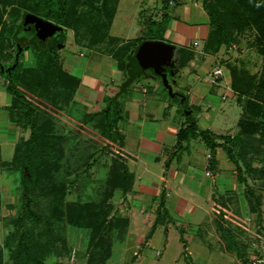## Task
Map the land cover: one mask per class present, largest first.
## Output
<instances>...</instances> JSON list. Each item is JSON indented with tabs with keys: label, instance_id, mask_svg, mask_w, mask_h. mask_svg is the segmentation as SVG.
Returning a JSON list of instances; mask_svg holds the SVG:
<instances>
[{
	"label": "rangeland",
	"instance_id": "rangeland-1",
	"mask_svg": "<svg viewBox=\"0 0 264 264\" xmlns=\"http://www.w3.org/2000/svg\"><path fill=\"white\" fill-rule=\"evenodd\" d=\"M162 1L163 0H72L68 8L69 11L66 22L59 23L53 19H49L62 26V29L55 32L51 38L53 37L55 40H59L58 46L61 45L62 47L61 51L58 49L60 54L64 49L71 54L69 60L75 64L73 71L74 74H80V72L83 71L84 65L87 63L86 73L89 76V79L88 77H85L83 81L85 85L91 86V83L96 82L98 78H105L106 80L107 77L112 76L111 72L116 66L117 61L112 58L111 55L117 51L116 49L121 44L128 40L133 41L140 39L144 37V34L147 36L149 35L148 20H150V17L156 19L161 18L164 9H162ZM202 1L203 0H179L176 3L175 0L172 3H169L167 10L172 17L186 21L185 6L189 5L193 7L194 11L197 9L199 10L201 9ZM17 2V0H0V19L2 21L10 19L12 8L19 6ZM113 9L115 10L114 17H112L111 14ZM23 12V16H25L26 13L31 11L24 8ZM225 13L226 12H223L222 14L225 15ZM23 16L21 18V23L20 21L18 23V29L23 28ZM196 19H190L188 22H195ZM31 25L33 27H30L34 29L35 24ZM35 30L37 29L35 28ZM33 31L34 30L31 32L26 31L25 33L30 34ZM103 36L105 37L103 38ZM161 37L162 33L159 32L157 33V38L153 40H159ZM247 37L250 38L251 36L249 35ZM168 41L171 42V40ZM77 43L78 45H76ZM79 43L90 44L94 47L82 48L79 46ZM15 47L19 48V45L16 43L9 49L11 57L5 62L4 67L11 65L14 62L13 57L15 55L16 58L18 51V48ZM30 49L32 55H28V57L27 55L22 56V59H24L23 61H27L28 64H30V61L31 64L36 62L33 58V55H36L34 51L35 48L32 47ZM82 50L84 56H80ZM212 59V57L207 58V63H205L206 67L214 63ZM239 61L243 64L241 60ZM8 69L10 72L11 70H14V67H9ZM202 74L203 73L200 71L201 76ZM195 76L196 74L189 69V72L187 74L185 73L184 78L182 77L184 85H195L198 82ZM261 76H263V74L258 78H256V74L248 75V80H252L249 89L257 96L253 93L246 96L258 99L259 95H261V92L258 91L257 88L259 83L256 85L254 81L258 82L261 79ZM244 77L246 78V76ZM178 78L181 79L180 76ZM158 80L159 82L162 81L159 77L154 76L150 70H147L145 76L142 75L140 77L139 82L136 80L132 83V86H129L128 88L131 90L135 86L151 88L152 85H154L153 83H156V81L158 82ZM7 82V77L0 73V247L4 248V255L2 254V257H4L5 262L10 260L9 256L12 254V248L16 245L18 239H20V237L17 236V232L10 234V231L13 230V225L10 223L14 220L21 201L22 180L21 170L18 168L22 166L21 163L24 161V158L19 155V158L16 161L14 160V155L16 146L19 145L22 140L29 139L30 137V127L24 126L22 121L18 119V116H10V112L7 111L8 107L5 106L4 102L5 100L7 102L8 99L11 98L9 95L10 93L6 92V90L4 91ZM206 86L212 93L210 94V99L216 102L217 105L222 104L223 106V109L215 113L216 115L212 125L215 129L224 128L226 130H232V132L235 131V125L237 124L242 111L241 105L235 99H228L226 101L222 100V96L226 91L224 85L220 88L209 84ZM43 90L45 91V89ZM69 90L70 92L66 96V100H64L67 102L72 95H75L76 86L69 88ZM38 91L41 90L39 89ZM38 91L35 92L31 89L30 91L28 90L29 94H33L34 97L36 96L37 101H39L38 107L42 110L49 109L47 112H51L49 114L50 116L44 112V116L42 115L40 118H45L48 122L50 119L49 117L53 116L51 117L53 125L50 123L48 128V124L44 120V126L46 129L42 131L45 133L61 135L64 138L60 144V149H58V142L56 143L55 140H53L55 143L52 150L43 147V152H38L39 156L38 160H36L35 168L40 175L42 181L41 185L47 188L48 192L47 196H45V201H42V198H36L38 206L37 208L34 206V208L39 213H46L45 215L48 216L47 200L49 201V198L54 197V192L60 195L63 190L65 194L64 201H99L102 199L101 196L103 192L101 193V191L105 187L106 178L110 174L109 171L112 157L118 158L119 153H116V149L113 146L111 147L107 138L102 134L101 129L97 126V119L92 118L94 114H90L89 117H86L88 118L87 120L83 116L80 117L78 115V113L84 110L80 102L72 103L66 110L67 112L64 113L63 109H66V105H63L61 108L49 106L51 105L50 93L47 94L44 91H41L37 94ZM63 93H65V91H63ZM199 93L197 92V94ZM110 96L112 97V95ZM259 100L261 101L262 99ZM204 101L205 99L203 102ZM67 102H64L63 104H66ZM105 103L107 104L106 101ZM175 103L177 106L179 105L177 101H175ZM260 103H263L264 106L263 100ZM121 104H123V100H121ZM112 105L114 108L115 101H113ZM93 107H97L96 102ZM214 110L215 107L210 108L208 111L206 110V107H204L203 112L198 113V109L195 107L191 116L196 120V114H203L211 119L212 115H210L209 111L214 112ZM112 112L113 110H111L110 115H113ZM78 116L82 118L83 121L86 120L87 122L79 124L81 119H76L79 118ZM184 119H187L186 115H184ZM259 126L256 128L258 138L248 137L253 143L247 145L248 149L245 151L247 156L239 159L241 163L240 165L244 168L243 171L247 174L246 176L251 183L253 196L256 202H254V207H252V209L249 208V210H247V202L244 203L243 206H239L238 203H235L232 207L230 203H228V208L230 210L232 208L233 211L232 213L227 211V216L225 217H228L230 221L229 226L224 228L226 237L228 236L229 239L218 238V235L214 236V233L208 235V223L195 228L193 227L190 231L182 230L181 227L175 226L171 223L166 224L168 229L164 230L163 227H160L155 232L152 241L151 238L147 243H144L142 240L146 252H149L152 255H154L157 250L162 252L160 259L152 256L147 264H238L236 258L239 259L240 264H253V261H257V259H264V203H261L264 202V132H262L263 134L260 132L264 127ZM118 133L120 132L118 131ZM95 150V158L91 156L89 157V161L93 163L87 166L89 171L83 170V167L88 163H85L88 154ZM21 151L25 152L23 146ZM62 151H64V154ZM58 157L62 158L58 160ZM39 190L38 186L37 193L35 194L36 197H39ZM121 191H123L122 188H116V191L114 190L109 200L112 205L114 200L117 201V206L119 204L117 209L115 208L116 205H113L114 209H112V212L114 215L112 214L111 216L114 218H117L116 213L118 215L120 214L119 208L120 210H124L125 204L121 199L122 197L117 196L114 198L115 194L121 193ZM49 192L52 193L50 194ZM96 205L98 206L99 203ZM132 205L134 206L133 215L137 216L138 207L135 203ZM258 207L259 209L262 207V210L256 211ZM95 209L96 208H92V211ZM247 213L252 222L245 220V215H247ZM92 214H96V212H92ZM46 216L44 217L47 218ZM256 217H258L256 221L257 224L255 227L253 226L250 228L249 234L246 232H244L243 236L241 233L239 234L240 230L245 231L248 225L254 224ZM107 219L111 220L109 217ZM46 220L47 219H42L41 222H36L34 219L27 217L24 221L25 228L33 229L31 233L35 234L34 238L37 237L38 239L39 235L47 242L49 241L50 226L48 225V228L44 225V221ZM136 228L137 226L134 227L132 233H130L129 238L127 239L124 236L121 237L120 235H116V232L112 233L111 259L116 263L133 264L130 257L132 256L135 246L140 245V243L137 242V237L140 236V239H144L140 234L133 232L136 231ZM104 233L107 235L109 232L107 233V231H105ZM236 234L239 235L236 236ZM230 239L234 245L231 244L232 246L229 248L230 244L227 241ZM56 240L57 247H59L58 251H64L63 249L65 245H62L63 242L66 243V247L69 249L70 247H75L73 250L74 256L71 255L70 261L76 264L75 260H77V263L79 264L82 255H78L76 259V249L80 247V245H87V229L68 225L64 236H59ZM51 242L52 240L49 243ZM225 242L228 244H225ZM239 243H243L244 247H247V249L245 250L244 248H241ZM239 249L242 250L238 252ZM53 253H55V251ZM65 253L66 252L61 253L60 255L62 258L60 263L64 262ZM48 255L49 256L44 258L46 264L51 263L52 257H58V255L55 254ZM5 262L2 264H5ZM93 264L98 263L93 262ZM257 264H264V260Z\"/></svg>",
	"mask_w": 264,
	"mask_h": 264
},
{
	"label": "crops",
	"instance_id": "crops-1",
	"mask_svg": "<svg viewBox=\"0 0 264 264\" xmlns=\"http://www.w3.org/2000/svg\"><path fill=\"white\" fill-rule=\"evenodd\" d=\"M185 8L186 21L171 16L161 37L162 40L167 42L171 40L169 43L175 45L176 54L174 53L172 58L175 59V64L174 66H168L166 71L168 72L167 77L173 87V91L184 96L183 102H181V97L172 96L168 88L159 80L153 83L154 85L151 88L145 86H135L132 90L128 88L136 80L139 82L140 77L142 75L145 76L147 70H150L154 76L158 77L152 67L139 69L140 72L136 78L123 89V82L133 72L132 66H135L136 51L145 40L140 43L135 41L129 53L119 55V49L127 41L121 44L116 49L117 51L111 55L117 61L111 72L112 76L107 77L106 80L105 78H98L96 82L91 83V86L85 85L83 81L85 77L89 79L86 73L87 63L80 74H74L75 64L69 60L71 54L64 48L60 54L62 47L61 45L57 46V60L62 65L64 72L66 75L74 76L78 79L75 95H72L68 102L65 101L67 103L63 104L66 105V109H63L64 113L67 112L66 110L72 103L80 102L84 110L78 115L84 118L89 117L90 114L98 113L106 107L105 101L107 102V97L117 95L119 106L122 110L117 123V131L121 135L118 137L121 140L116 137L117 140L108 142L111 147L113 146L116 149V153H119L121 160L127 165L128 171L132 176L130 177L128 190L116 193L114 198L121 196L125 204L124 210L119 208L120 215L122 214L129 221L124 237L126 239L129 238L130 233L137 226L136 231L133 232L140 234L144 238L140 239V236L137 237V242L140 245L135 246L130 257L133 264H147L152 256L161 258L162 252L160 250H157L152 255L144 250V244L142 243V240L147 243L150 238L152 241L155 232L160 227L167 230L166 224L171 223L181 227L182 230L190 231L193 227L208 223V235L214 233V236L218 235V238L229 239L228 236L226 237L224 228L229 226L230 221L228 217H225L227 216V211L229 213L233 211L232 208L231 210L228 208V203L232 207L235 203L243 206L247 202L248 206H245L249 210V208L252 209L254 207V202H256L251 183L246 176L247 174L243 171L244 168L240 165V160L238 159V164L241 169L238 170L237 163L228 152L222 146L212 148L204 140L200 131L207 130L210 140L219 143L225 141L222 138L225 135H230L231 137L239 135L241 122L244 119L243 101L249 96L235 88L234 84L238 80H236L233 69L235 68L237 72H240L239 74L242 75L244 80H248V75L256 74L258 78L264 72V43L259 42L255 38L254 25H248L245 28L242 24V31L235 32L234 40L229 43H223L218 48L215 46L208 47L212 27L204 10L203 1L199 10L194 11V8L189 5L185 6ZM190 19H196V21L190 23L188 22ZM26 25H22L24 29H19V36L36 37L37 30H34L30 35L25 33L28 30ZM249 35L251 36L250 38L247 37ZM17 44L21 48L19 61L22 62L23 67H33L36 62L32 63V65L31 61L28 64L27 61L25 62L22 59L23 55H27V57L32 55L31 49L25 48L20 43ZM79 46L82 48L94 47L84 43H79ZM178 48L192 53V55H185L188 59L184 63L179 62L182 53H179ZM80 56H84L83 50L80 52ZM208 57H212L214 63L206 67L205 63H207ZM33 58L36 61L35 55H33ZM2 66L4 67V65ZM215 66H221L224 70V75L219 83H210L207 81L206 76ZM189 69L196 74L195 78L198 82L195 85L186 86L182 77L184 78L185 73L187 74ZM200 71L203 73L202 76ZM179 76L181 79L178 78ZM159 79L161 80V77ZM244 80H241V82L243 81L241 84L245 83ZM207 84L217 86V88L224 85L226 91L222 96V100L235 99L241 105L242 111L235 125V131L232 132V130L224 128L215 129L212 125L215 113L223 109V106L222 104L217 105L216 102L210 99V94L212 93L207 88ZM5 90L8 92L6 88H4ZM197 92L200 93L197 94ZM204 99L205 101L203 102ZM121 100H123V104H121ZM175 101L178 102V106ZM95 102L97 103L96 108L93 107ZM4 103L8 107L11 103V98L7 102L5 100ZM186 106L188 107L187 111L182 110ZM195 107H197L198 113L203 112L204 107H206L207 111L213 107H215V110L214 112L209 111L210 115H212L211 119L203 114H196L197 132H190L188 137L179 138V130L188 123L187 119H184V115L187 116L190 113L192 115ZM80 117L76 118L81 119L79 124L87 122L88 118L83 121ZM255 121L258 123L261 118H255ZM242 149L244 147L239 146V150ZM207 171H210L209 175L206 174ZM133 203L138 207L137 216L133 215ZM261 203L263 204L264 202ZM113 205H116V209L119 206V204L117 206V201L115 200ZM259 210H262V207L260 209L258 207L256 211ZM245 216L246 221L252 222L248 213ZM257 218L254 224L248 225L245 231L240 230L239 234L241 233L242 236L244 232L249 234L250 228L256 226ZM156 219H159V222L154 226ZM239 234H236V236ZM227 242L230 244L229 248L234 245L231 239ZM239 245L241 248L247 249L243 243H239ZM74 248H68L64 254L65 259L63 263L61 262L62 264H74L70 261L71 255L74 256ZM111 250L112 246H110V253L106 256V259L101 263L97 261V263L118 264L111 259ZM240 250L242 249H239L238 252ZM88 253L89 247L86 244L80 245L76 249V259L78 255H82L79 264H88ZM238 256L240 257L239 254ZM61 259L60 256L52 257L50 264H61ZM236 259L238 264H240L239 259ZM75 262L78 264L77 260Z\"/></svg>",
	"mask_w": 264,
	"mask_h": 264
},
{
	"label": "trees",
	"instance_id": "trees-1",
	"mask_svg": "<svg viewBox=\"0 0 264 264\" xmlns=\"http://www.w3.org/2000/svg\"><path fill=\"white\" fill-rule=\"evenodd\" d=\"M17 1L19 6L12 8L10 19L6 21H2L0 19V73L6 76L8 80L6 89L11 95V103L8 106L10 116H18V119L22 121L24 126L30 127V137L29 139L22 140L24 142L21 141L19 145L16 146L14 155V160L16 161L18 160L19 155L24 158V161L22 162L23 164L21 163L22 166L18 168L21 170L22 180V192L20 195L21 201L16 211V216L10 223L13 225V230L10 231V234L17 232V236L20 237V239H18L16 245L13 246L11 251L12 254L9 256L10 260L7 262H5L4 257H2L4 255V248L0 247V264L4 262L5 264H46L44 258L49 256L48 254L60 256L61 253L67 252L68 247H66V243L64 242L62 243V245H65L63 249L64 251H58L59 247H57L56 238L62 235L64 236L68 225H74L87 229V245L89 247L88 264H93V262L97 261L101 263L110 253L109 251L113 238L112 233L116 232V235H120L122 237L127 231L129 224L128 218L120 214L118 215L117 213V218L111 216L113 214L112 209H114V207L109 200L116 188L120 187L124 192L128 190L132 174L128 171L127 165L123 162V160H121L120 155L118 158L112 157V163L109 171L110 174L107 176L105 187L101 191V193L103 192L101 196L102 199L99 201H64L65 194L63 190L60 195L54 192V197L49 198V201L47 200L48 216L45 215L46 213H39L35 209L38 206L36 198H42V201H45V196H47L48 192V189L41 185L42 181L40 175L35 168L36 160H38L39 156L38 152H43V147L52 150L55 142H58V149H60V144L64 137L61 135H55L54 133L43 132L46 129L44 126L45 121L48 124V128L50 123L53 125L51 121V117L53 116L49 117L50 119L48 122L45 118H40V116H44V112L45 114L47 113L48 116H50L49 114L51 112H47L49 109L42 110L38 107L39 101H37L36 96L34 97L33 94H29L28 90L30 91L31 89L36 92L39 89L41 91H44L43 89H45V93H50L51 105L56 108H61L65 102L64 100H66V96L70 92L69 88L76 86L78 79L74 76L66 75L62 65L59 64L57 60L58 39L55 40L53 37L51 38L48 36H43L42 39L35 36L30 38L19 36L17 35L19 31L18 23L19 21L21 23L24 8L44 18L53 19L59 23L66 22L69 11L68 8L72 0ZM174 1L175 0H163L162 9H164L162 11L161 18L156 19L150 17V20H148L149 35L147 36L144 34V37L140 39L133 41L128 40L121 46L118 54L122 55L124 53H129V50H131L135 41L140 43L143 40L156 39L157 33H163L168 21L171 19L170 12L167 10L168 5ZM178 1L179 0H176V3ZM203 7L208 15L209 22L212 27L208 40V47L215 46L218 48L221 44L229 43L234 40L236 35L235 32L238 33L242 31V24L245 28L248 25H254L255 27L253 30L256 31L255 38H257L259 42L264 43V0H203ZM223 12H226L225 15L222 14ZM111 14L112 17H114V9ZM104 37L105 36H103V38ZM16 43L24 45L27 49L32 47L35 48L36 64L33 67H23L22 62L19 61L14 66V70L9 72L7 70V66L2 70L1 65H4L5 62L8 61V58L11 57L9 49ZM178 51L179 53H182L179 61L180 63H184L188 59L185 55H192L190 51H183L182 48H178ZM13 59V63H15V55ZM132 71V74L123 82V89H125L126 86H128L140 72L135 66H132ZM233 73L236 76V80H238V82H235L234 84L238 91L245 93L246 95L253 93L257 96L249 89L252 80L248 81L246 79L245 83L247 84H241L243 82H241V80L244 79L239 74L240 72H237L234 68ZM262 74L263 76L260 77L261 79L258 82L254 81L256 85L259 83L257 88L258 91L261 92V95H259L258 99L249 97L243 101L244 119H242L241 122L239 135L233 137L225 135L222 137L225 141L219 143L210 140L211 138L207 135V130L200 131L204 140L208 142L212 148L215 146H222L228 152V154L237 163L238 170L241 169L238 164V159L247 156L245 153L248 149L247 145L253 143V141H250L248 137H257L256 128L259 125V127H264V106L263 103H260L262 100L264 102V72ZM41 91H38L37 94ZM63 91H65V93H63ZM259 99L262 100L260 101ZM106 100V107L98 113H95L92 118L97 119V126L101 129L102 134L107 138V140L113 141L117 140L116 137L121 136L117 131V123L120 119L122 110L119 106L117 95L109 98L107 97ZM112 100L115 101L114 108ZM187 109L188 107L186 106L182 110L187 111ZM111 110H113L112 114L115 117L110 115ZM255 118H261V121H263H259L257 123ZM187 122V125L179 130V138H182L183 136L188 137V133L190 132H197V122L194 118H192L191 113L187 115ZM263 129L260 131L261 133L264 132ZM118 138L121 140L120 137ZM53 140H55V142ZM22 146L25 152L21 151ZM239 146L244 147V149H242L243 151L239 150ZM62 152L64 154V151ZM95 154L96 150L88 154L85 161V163H88L83 167V170L89 171L87 166L92 163L89 161V157L91 156L95 158ZM61 158L58 157V160ZM38 186L40 189L38 194L39 197H36L35 194L37 193ZM49 193L51 194L52 192ZM98 203L99 205L97 206L96 204ZM92 208L96 209L92 211ZM92 212H96V214H92ZM27 217L34 219L36 222H41L42 219H47L44 221L45 223H43L48 228L50 226L49 241L46 242L39 235L38 239L37 237L34 238L35 234L31 233L33 229L27 228V230L25 228L24 221ZM108 217L111 220L107 219ZM158 222L159 219H156L154 226H156ZM105 231L109 233L106 235L104 233ZM51 240L52 242L49 243ZM54 251L55 253H53Z\"/></svg>",
	"mask_w": 264,
	"mask_h": 264
},
{
	"label": "water",
	"instance_id": "water-1",
	"mask_svg": "<svg viewBox=\"0 0 264 264\" xmlns=\"http://www.w3.org/2000/svg\"><path fill=\"white\" fill-rule=\"evenodd\" d=\"M22 24H35V28L38 31L36 37L40 39H42L43 36H51L55 32L62 29V26L60 24L32 12H28L25 14ZM20 51L21 48L19 47L16 54L15 63L10 66L11 68H13L18 63ZM174 53L175 45H173L172 43L164 40L148 39L143 41L138 47L135 54L134 65L137 69L152 67L155 73L161 77L163 85L168 88L172 96L181 97V102H183L184 96H182L181 93L173 91V87L167 77V67L174 66L175 64V59H172ZM1 69H4L2 65Z\"/></svg>",
	"mask_w": 264,
	"mask_h": 264
},
{
	"label": "built area",
	"instance_id": "built-area-1",
	"mask_svg": "<svg viewBox=\"0 0 264 264\" xmlns=\"http://www.w3.org/2000/svg\"><path fill=\"white\" fill-rule=\"evenodd\" d=\"M224 75V70L221 66H215L213 67L209 73L206 76V79L210 83H219L221 77ZM207 175L210 174V171L206 172ZM264 259H257V261H253V264H257L259 262H262Z\"/></svg>",
	"mask_w": 264,
	"mask_h": 264
},
{
	"label": "flooded vegetation",
	"instance_id": "flooded-vegetation-1",
	"mask_svg": "<svg viewBox=\"0 0 264 264\" xmlns=\"http://www.w3.org/2000/svg\"><path fill=\"white\" fill-rule=\"evenodd\" d=\"M27 26H28V27H27ZM30 26H32V25H31V24H27V25H26V27L28 28L27 31H30V32H31L32 30H35V28H34V29L32 28L33 26H32V27H30ZM26 27H25V28H26ZM31 28H32V29H31ZM23 29H24V28H23ZM30 32H29V33H30ZM30 34H31V33H30ZM30 34H29V35H30ZM167 69H168V68H167Z\"/></svg>",
	"mask_w": 264,
	"mask_h": 264
}]
</instances>
